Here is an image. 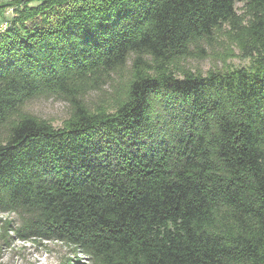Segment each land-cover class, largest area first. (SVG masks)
Listing matches in <instances>:
<instances>
[{
    "label": "trees",
    "instance_id": "16d2710c",
    "mask_svg": "<svg viewBox=\"0 0 264 264\" xmlns=\"http://www.w3.org/2000/svg\"><path fill=\"white\" fill-rule=\"evenodd\" d=\"M0 18V210L20 239L90 264H264V0H11ZM225 26L248 69L180 68ZM108 83L112 110L88 108ZM40 98L72 105L62 128L26 112Z\"/></svg>",
    "mask_w": 264,
    "mask_h": 264
},
{
    "label": "rangeland",
    "instance_id": "374dc122",
    "mask_svg": "<svg viewBox=\"0 0 264 264\" xmlns=\"http://www.w3.org/2000/svg\"><path fill=\"white\" fill-rule=\"evenodd\" d=\"M9 1L0 0V4ZM236 10L247 20L250 18L242 4H237ZM12 13V9L8 8L5 17L11 18ZM3 26H6L4 21ZM231 32L230 27L225 26L213 40L192 47L191 56L179 61L180 68L204 76L212 71L248 69L252 58L245 57ZM118 89H121L118 84L108 83L101 90L89 91L84 98L88 108L93 111L99 107L112 110ZM25 110L52 123L56 128H62L71 115L72 105L60 98H40L29 103ZM22 223L19 216L0 210V264H75L77 260L90 264L85 256L64 243L42 238L20 239L16 229L22 227Z\"/></svg>",
    "mask_w": 264,
    "mask_h": 264
}]
</instances>
